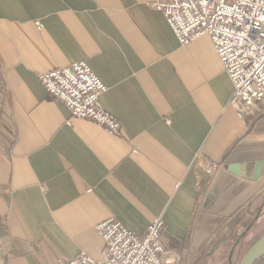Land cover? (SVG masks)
I'll return each instance as SVG.
<instances>
[{
	"label": "crops",
	"instance_id": "obj_1",
	"mask_svg": "<svg viewBox=\"0 0 264 264\" xmlns=\"http://www.w3.org/2000/svg\"><path fill=\"white\" fill-rule=\"evenodd\" d=\"M151 1L0 0V264L99 259L108 218L161 217L176 264H238L264 233V99L239 117L209 37L181 44ZM79 60L117 134L38 78Z\"/></svg>",
	"mask_w": 264,
	"mask_h": 264
},
{
	"label": "built area",
	"instance_id": "obj_2",
	"mask_svg": "<svg viewBox=\"0 0 264 264\" xmlns=\"http://www.w3.org/2000/svg\"><path fill=\"white\" fill-rule=\"evenodd\" d=\"M181 44L207 35L233 84L231 105L239 117L251 114L264 99V0H152ZM45 90L59 100L71 117L91 120L110 133L119 132L117 119L101 108L107 89L85 60L48 70L38 76ZM195 162L212 174L217 163L202 157ZM161 217L152 219L142 233L126 228L115 218L95 229L103 239L99 259L85 251L52 264H176L165 257Z\"/></svg>",
	"mask_w": 264,
	"mask_h": 264
},
{
	"label": "water",
	"instance_id": "obj_3",
	"mask_svg": "<svg viewBox=\"0 0 264 264\" xmlns=\"http://www.w3.org/2000/svg\"><path fill=\"white\" fill-rule=\"evenodd\" d=\"M252 179L259 177L260 162L256 164ZM264 255V233L244 252L238 264H254L257 259Z\"/></svg>",
	"mask_w": 264,
	"mask_h": 264
}]
</instances>
